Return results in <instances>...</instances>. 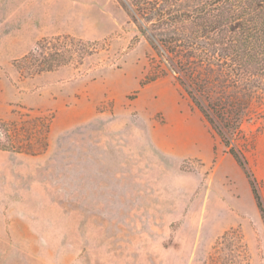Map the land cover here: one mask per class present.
<instances>
[{
	"label": "rangeland",
	"instance_id": "rangeland-1",
	"mask_svg": "<svg viewBox=\"0 0 264 264\" xmlns=\"http://www.w3.org/2000/svg\"><path fill=\"white\" fill-rule=\"evenodd\" d=\"M141 26L126 0H0V141L24 149H0V264H264V88L227 147ZM58 36L84 41L67 63L22 60Z\"/></svg>",
	"mask_w": 264,
	"mask_h": 264
},
{
	"label": "trees",
	"instance_id": "trees-1",
	"mask_svg": "<svg viewBox=\"0 0 264 264\" xmlns=\"http://www.w3.org/2000/svg\"><path fill=\"white\" fill-rule=\"evenodd\" d=\"M126 1L141 28H148L164 49L179 75V84L191 95L211 129L230 147L247 115L239 110L243 93L264 88V0H205L193 8H182L184 0ZM61 41L71 45L84 42L69 36L43 39L22 60L38 73L51 71L71 60L72 51L61 49ZM11 126L0 121V132L7 141ZM49 127L50 121H46V134ZM42 140L37 143L39 150L27 151H45L47 139ZM15 145L0 141L1 150L23 152ZM229 151L244 168L243 155L233 146ZM251 185L263 212L255 181Z\"/></svg>",
	"mask_w": 264,
	"mask_h": 264
}]
</instances>
